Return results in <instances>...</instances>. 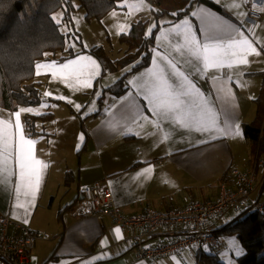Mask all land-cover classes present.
<instances>
[{
    "label": "crops",
    "instance_id": "1",
    "mask_svg": "<svg viewBox=\"0 0 264 264\" xmlns=\"http://www.w3.org/2000/svg\"><path fill=\"white\" fill-rule=\"evenodd\" d=\"M210 1L220 6L225 15L193 4L189 16L160 26L154 35L148 66L128 77L127 91L122 95L106 93L101 106L96 100L99 114L93 115L95 111L83 118L81 113L87 106L85 93L78 94L77 88L69 86H64L60 95H50L48 99L58 107H65L67 114L60 113V117L56 110L46 109L53 118L45 123L37 122L35 134L29 135L23 116L40 114L21 113L25 138L37 141L32 146V156L46 165H36L39 182L34 196L26 194L23 184L17 193L18 137L14 113L18 110L0 107V119L13 125V155L2 173L5 182L0 183V214L48 237L35 243L29 264H194L198 251L205 254V248L191 250L193 253L186 249L159 261L137 259L130 243L140 230L122 229L108 217L76 218L69 214V208L81 198L82 190L94 184L106 187L114 207L126 215L137 214L146 206L158 211L175 210L192 201L214 200L222 181L231 186L232 170L248 171L257 160L261 166L257 168L256 186L251 196L264 195V191L260 193L264 183V153L262 158H257L242 133V126L251 123L255 116L254 100L259 94L260 74L264 70V0H256L258 6L263 7L258 21L248 18L246 3L242 0ZM233 4L240 6L233 7ZM184 20L201 42L208 41L212 22L232 33L219 35L217 43L239 40L243 34L260 54L247 55L246 65L211 69L206 73L197 71L202 69V64L183 50L182 35H161L162 30L168 32ZM81 55L84 53L72 59ZM167 60H172L195 85L192 95L183 98L187 107L196 112V106L207 101L218 116L222 132L190 130L171 120H160V129L154 127L151 121L158 117L151 111L145 85L150 71L157 70L158 66L171 72ZM172 80L176 82L175 77ZM197 90L202 94L201 99H196ZM74 115L79 122L73 125ZM69 130L73 132L70 142L67 140ZM165 132L170 133V137L162 140ZM149 168L151 172L146 173L145 169ZM235 213L228 211L226 217L211 221L206 227L213 231ZM178 235L176 227L160 228L145 244L171 241Z\"/></svg>",
    "mask_w": 264,
    "mask_h": 264
},
{
    "label": "trees",
    "instance_id": "2",
    "mask_svg": "<svg viewBox=\"0 0 264 264\" xmlns=\"http://www.w3.org/2000/svg\"><path fill=\"white\" fill-rule=\"evenodd\" d=\"M122 0H0V107L16 109L33 107L39 104V83L33 82L34 68L37 62L46 59L47 54L61 52L64 55L58 62L70 59L77 54L90 53L99 62L101 74L107 65L119 67L138 57V61L118 80L105 87L97 101L99 106L106 93L115 96L127 91L128 77L139 69L148 66L153 51L156 31L162 25L156 23L151 34L145 36V22L133 23L118 41L127 48L126 54L117 61H110L101 47L78 52L65 48V36L58 30V24L52 21V14L63 9V21H71L75 9L74 3L84 9L85 20L100 21L112 10L118 9ZM150 5L155 20L167 16L170 24L189 16L193 4L204 5L220 14L225 12L210 0H144ZM175 13V15H173ZM261 86L254 100L256 111L251 123L242 126V133L253 147L255 156L264 153V70L261 72ZM99 114V111L93 115ZM53 118L51 113L40 115L25 114L24 125L29 135L35 134V124L45 123ZM264 191V183L260 193ZM216 236H234L244 250L239 264H264V209L262 212L240 211L223 225L212 231ZM200 250V249H198ZM196 264H224L214 255L196 254Z\"/></svg>",
    "mask_w": 264,
    "mask_h": 264
},
{
    "label": "built area",
    "instance_id": "3",
    "mask_svg": "<svg viewBox=\"0 0 264 264\" xmlns=\"http://www.w3.org/2000/svg\"><path fill=\"white\" fill-rule=\"evenodd\" d=\"M248 18L258 21L263 7L256 0L246 2ZM261 163L257 160L248 171H231V186L222 181L217 197L206 203L192 201L175 210L158 211L146 206L141 212L126 215L113 205L110 191L100 184L82 190L81 198L69 208L72 217H108L122 229H138L140 234L130 247L135 257L145 261H159L186 249H215L219 237L206 224L223 218L228 211H256L264 209V195L254 198L256 172ZM176 227L179 235L167 242L146 245L145 240L160 228ZM47 235L28 229L0 214V264H29L30 252L37 241L47 240Z\"/></svg>",
    "mask_w": 264,
    "mask_h": 264
},
{
    "label": "snow or ice",
    "instance_id": "4",
    "mask_svg": "<svg viewBox=\"0 0 264 264\" xmlns=\"http://www.w3.org/2000/svg\"><path fill=\"white\" fill-rule=\"evenodd\" d=\"M246 3L247 0H242ZM123 7L124 5H120ZM144 0H139V3L132 5L135 8L144 7ZM239 4H233V7H239ZM175 15V13L173 14ZM59 22V21H58ZM210 34L208 41L201 42L197 39L196 35L193 34L191 25L187 20L182 21L180 24L175 25L173 29L168 32L161 31L162 36L176 34L182 35L183 37V50L192 58L199 61L202 64V69L198 68L197 71L204 73L211 69L220 70L223 68L231 69L236 65H246L248 63L247 55L260 53L253 47L252 43L248 39L243 37L241 39L231 40L228 43H217L219 35H231L228 28L221 24H215L210 22ZM235 31V30H234ZM151 34V29H149ZM159 39V38H158ZM179 50V49H178ZM159 56L160 54L157 53ZM160 59H166L160 57ZM82 61H87L93 66V72L90 74L88 80L81 81L78 78L76 83L81 87H90V79L98 72V65L91 59V57L81 56L76 60H69L66 63L57 65L55 61L46 64H37V75L41 74V69H49L52 71V75L55 78L57 74H63L65 81L74 75L78 76L80 69L86 67L82 65ZM155 63V61H154ZM168 67L171 72H167L162 67H157V70L150 71L149 80L145 87L148 91V96L151 105V111L158 117L156 121H151L154 127L160 129V120H171L173 123L178 124L181 127L189 128L190 130L200 132H216L220 133L223 131L218 124V116L214 109H212L207 101L197 105V111L193 112L186 105L184 97H190L192 90L195 89V85L191 83L188 77L180 72L176 64L172 60H167ZM78 66V67H76ZM172 77L176 78V82H173ZM216 79V78H214ZM71 86V85H70ZM49 95V93H45ZM202 94L197 90L196 99H201ZM63 99V97H60ZM43 106V105H42ZM77 108L79 106L77 105ZM32 109H20L15 115V130L18 142L16 144V163L19 168V183L17 185V193L20 192V185L23 184L27 189L26 194H35V186L39 182V169L36 165H42V162L35 159L32 156V146L37 141L25 138L23 134V126L21 124L20 115L22 112H31ZM39 114V113H37ZM13 125L10 121L0 119V183L5 182L2 173L7 170V166L10 163L12 152V132ZM238 132V128H237ZM170 137V133L165 132L162 140ZM145 172H151V169H145ZM22 206V205H21ZM119 231L118 229L116 230Z\"/></svg>",
    "mask_w": 264,
    "mask_h": 264
},
{
    "label": "rangeland",
    "instance_id": "5",
    "mask_svg": "<svg viewBox=\"0 0 264 264\" xmlns=\"http://www.w3.org/2000/svg\"><path fill=\"white\" fill-rule=\"evenodd\" d=\"M138 3L139 0H122L118 3V9L113 11L110 15H108V17L104 16L106 17L105 19L103 17L100 21L95 19L86 21L84 9L79 8L77 2H75V9L72 12L70 22L66 23L62 20L64 11L61 8L52 14V21L55 24H58L59 32L65 36V48L70 47L72 51L78 52L81 47L85 48L86 50L101 47L106 57L110 61L114 62L121 59L127 52L126 46L119 43L118 41L119 35L127 33L133 23H136L138 21L145 22V36L150 35L149 29H151L152 32L156 23L170 24L171 19L167 16L159 17L157 20H155L154 16L150 11V5L145 1V6L142 8L132 7V5H136ZM120 5L124 6L121 7ZM62 55L64 54L61 52H57L55 54H47L46 59L41 60L38 64H46L51 63L53 61L56 62L58 58ZM81 56L91 57V59L96 62V65H98L97 74L94 75V77H91L90 79V87H81L79 84L76 83L77 78L81 81L88 80L90 78V74L93 72L94 69L93 66L87 61L81 62L82 65L86 66L80 69L81 74H79L78 76L74 75L73 77L69 78L68 81H65L64 75L59 73L54 78L52 75V71L49 69H41V74L37 75V64L35 65V77L33 79V82L39 83V104L33 107H29L30 109H32V112L36 114H43L46 113V109L52 108L56 110L57 115L60 117V113L67 114L64 113L67 111L65 107H58L53 103H50L52 101H49L48 99L50 95H60L59 93H61V89H63L64 86H69L72 88H77V90L79 91L78 94L85 93L86 98L84 102L85 104H87V106L82 110L81 113V116L84 118L86 114L98 111V106L95 104V102L101 95L102 90L105 87L114 83L116 80H118L123 74L128 72L131 67L138 61V57H135L132 60H129L128 63L120 65L119 67L115 65H107L104 68L103 74H101V65L95 59V57H93L90 53H84V55ZM78 58L79 57H77L76 59ZM76 59L71 58L67 61L56 63L57 65H60L68 62L69 60ZM46 92L49 93V95L46 96ZM20 109H28V107L17 108L18 111ZM75 122H79V118L76 115L73 116L72 124H76ZM72 133L73 132L69 130V136L67 139L69 142L70 138L73 135ZM218 237V248H205L203 249V252L207 255L216 256L217 260L224 264H239V258L244 255V250L240 245L239 240L234 236ZM191 250L193 249H190L189 252L193 253L194 251L191 252ZM194 264H196V260L194 261Z\"/></svg>",
    "mask_w": 264,
    "mask_h": 264
}]
</instances>
